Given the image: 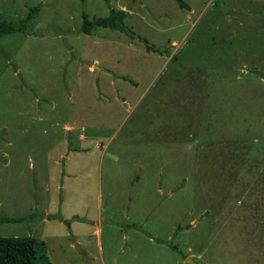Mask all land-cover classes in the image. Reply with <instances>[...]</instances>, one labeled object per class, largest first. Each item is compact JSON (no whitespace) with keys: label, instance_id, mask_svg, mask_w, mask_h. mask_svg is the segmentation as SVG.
<instances>
[{"label":"rangeland","instance_id":"1","mask_svg":"<svg viewBox=\"0 0 264 264\" xmlns=\"http://www.w3.org/2000/svg\"><path fill=\"white\" fill-rule=\"evenodd\" d=\"M184 1L110 0L131 36L0 0L41 6L0 39V237L40 264H264V0Z\"/></svg>","mask_w":264,"mask_h":264},{"label":"trees","instance_id":"2","mask_svg":"<svg viewBox=\"0 0 264 264\" xmlns=\"http://www.w3.org/2000/svg\"><path fill=\"white\" fill-rule=\"evenodd\" d=\"M181 8L189 9V5L184 0H176ZM106 5L110 8V13L105 17L90 18L88 13L82 12V26L81 32L91 35L96 28H108L111 30H118L120 32L131 35L130 30L126 25V18L128 12L122 9L111 8L110 0H104ZM41 6H35L30 9L29 14L25 20L19 21H1L0 22V39L15 33H23L26 35L34 34L33 26L34 20L40 12ZM147 49L151 52H158V49L148 45ZM20 218H4L0 217V222L16 223L21 222ZM38 240L35 237H0V264H40V247ZM45 254L43 258L51 264L49 257L46 254V244H42ZM174 250L177 247L171 245Z\"/></svg>","mask_w":264,"mask_h":264},{"label":"water","instance_id":"3","mask_svg":"<svg viewBox=\"0 0 264 264\" xmlns=\"http://www.w3.org/2000/svg\"><path fill=\"white\" fill-rule=\"evenodd\" d=\"M127 9H128V8H127ZM125 11H127V10H125ZM95 68H96V69H99V67H97V66H95ZM186 263H187V264H197V263L194 262L193 259L190 258V257H188V258L186 259Z\"/></svg>","mask_w":264,"mask_h":264}]
</instances>
